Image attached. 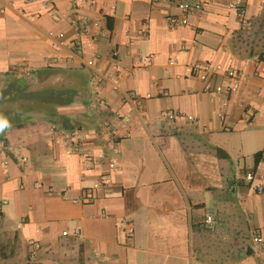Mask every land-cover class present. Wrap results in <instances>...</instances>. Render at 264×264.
<instances>
[{"label": "crops", "instance_id": "1", "mask_svg": "<svg viewBox=\"0 0 264 264\" xmlns=\"http://www.w3.org/2000/svg\"><path fill=\"white\" fill-rule=\"evenodd\" d=\"M231 1L0 0V77L73 97L0 138L7 264H264V0Z\"/></svg>", "mask_w": 264, "mask_h": 264}, {"label": "trees", "instance_id": "2", "mask_svg": "<svg viewBox=\"0 0 264 264\" xmlns=\"http://www.w3.org/2000/svg\"><path fill=\"white\" fill-rule=\"evenodd\" d=\"M72 99L69 92L55 91L53 88L33 90L31 85L14 78L0 93V118L7 120L9 125L0 131V138L4 131L14 125L25 123L33 114L51 115L49 107L69 103ZM260 157L261 152L255 155L256 163Z\"/></svg>", "mask_w": 264, "mask_h": 264}, {"label": "built area", "instance_id": "3", "mask_svg": "<svg viewBox=\"0 0 264 264\" xmlns=\"http://www.w3.org/2000/svg\"><path fill=\"white\" fill-rule=\"evenodd\" d=\"M88 2L89 5L92 7L94 4V0H74V3L77 6H81L83 5L85 2ZM230 8H234L237 13L239 14L240 17H243L245 14V6H244V2L243 0H232L229 3ZM179 7L183 10V11H188L191 9V5L187 2L181 3L179 5ZM198 9H202L203 7L201 5L197 6ZM82 34H86L88 33V28L85 26L82 28L81 30ZM84 45V44H83ZM176 63V60H171L170 64L173 65ZM188 70L190 72L191 75L193 76H200V77H207L208 74H212L214 69L209 65V64H204L203 62H194L193 64H191L188 67ZM241 75L236 73L234 75L231 76V80L233 82H236L237 79L240 77ZM115 83H118V80H115ZM204 91L206 93H213L212 87L208 84H206ZM167 116L168 118H173L175 116V112L174 111H168L167 112ZM78 130H74L73 131V135H77L78 134ZM111 167H114V165L112 164ZM258 178L260 179V177H258L255 173H247L244 174L241 177V180L247 184V185H255V181L258 180ZM107 187V177L106 176H102L98 181H96L91 187L87 188L84 192V195L82 197V199L80 200L81 202L84 203H88L90 202L94 196H95V191L99 188H105ZM255 189L258 192H262L264 187L260 184H256L255 185ZM205 223L208 225V227H212L214 225V217L212 215H208L205 219ZM124 225H127V223H124ZM253 242L255 243L256 247L253 249V251L256 254H262L264 253V245L261 242V237L259 234H255L253 236ZM32 246L34 248H38L39 244L32 242L31 243ZM27 264H39V261H37L33 256L30 257L27 261Z\"/></svg>", "mask_w": 264, "mask_h": 264}, {"label": "rangeland", "instance_id": "4", "mask_svg": "<svg viewBox=\"0 0 264 264\" xmlns=\"http://www.w3.org/2000/svg\"><path fill=\"white\" fill-rule=\"evenodd\" d=\"M14 78H16V77H14L13 75H6V76H2V77H0V93L2 92V90L4 89V88H6L7 86H9V84L12 82V80L14 79ZM31 88L33 89V90H36L35 89V85L33 86V85H31ZM37 115V114H36ZM38 115H40V114H38ZM41 116V115H40ZM222 227L223 228H227L226 229V231H227V233H228V235H229V233L230 232H232V228H230V226L228 227V226H226V225H222ZM229 240V239H228ZM227 240V248L229 249V247H231V250H233L234 251V245H232L231 243H230V241H228ZM233 248V249H232ZM244 247L242 246V249H243ZM11 257V256H10ZM10 257L9 258H7V256H6V254L4 253V255H2V254H0V264H7V262L9 261V259H10Z\"/></svg>", "mask_w": 264, "mask_h": 264}, {"label": "clouds", "instance_id": "5", "mask_svg": "<svg viewBox=\"0 0 264 264\" xmlns=\"http://www.w3.org/2000/svg\"><path fill=\"white\" fill-rule=\"evenodd\" d=\"M6 127H9L7 120L0 118V131L5 129Z\"/></svg>", "mask_w": 264, "mask_h": 264}]
</instances>
